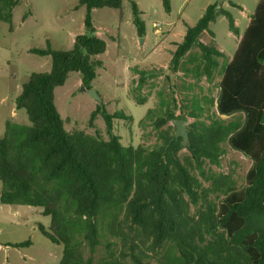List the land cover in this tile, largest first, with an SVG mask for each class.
I'll use <instances>...</instances> for the list:
<instances>
[{
  "label": "trees",
  "instance_id": "trees-1",
  "mask_svg": "<svg viewBox=\"0 0 264 264\" xmlns=\"http://www.w3.org/2000/svg\"><path fill=\"white\" fill-rule=\"evenodd\" d=\"M77 1L86 8L85 33L75 37L73 47L55 50L48 44L30 51L50 56L52 68L32 73L15 100L29 124L5 123L0 202L40 207L50 217L49 227L40 225L39 230L63 247L59 264H264V0L225 67L220 61L224 52L215 41L204 43L202 36H214L210 26L219 16L239 35L233 16L216 2L187 27L169 71L182 72L194 83L174 85L169 79L158 91L159 105L139 122L157 131L158 143L152 147L124 146L113 122L127 117L100 105L90 124L100 114L108 140L66 131L56 89L75 72L90 90L97 69L104 66L100 56L107 43L97 35L93 11L116 9L123 20V0ZM127 1L143 38V12L134 0ZM18 4L0 0V22L8 23L10 31ZM163 6L170 13V0H163ZM135 71L141 91L151 73ZM218 72L215 97L194 94L203 78L214 84ZM207 113L209 123L202 120ZM188 117L195 121L187 127L189 145L183 147L182 139H175V122ZM170 121L173 126L163 129ZM225 144L251 161L245 185L237 188L232 176L222 175L210 178L212 186L207 188L198 175H203L206 162L221 165ZM183 151L187 155L182 156ZM31 245L28 240L12 247ZM98 248L103 252L97 258Z\"/></svg>",
  "mask_w": 264,
  "mask_h": 264
},
{
  "label": "rangeland",
  "instance_id": "rangeland-1",
  "mask_svg": "<svg viewBox=\"0 0 264 264\" xmlns=\"http://www.w3.org/2000/svg\"><path fill=\"white\" fill-rule=\"evenodd\" d=\"M134 1L143 12L146 28L143 38L138 35L127 0H123L122 4L123 20H120V11L116 9L93 11L97 35L107 43V51L100 56L104 66L97 69L98 77L92 83V89L98 93L102 104L97 103L87 89L83 91L80 75L75 72L70 73L64 86L56 89L55 101L68 132L79 130L108 140L106 125L100 114L90 124L92 113L100 105L109 113L122 112L127 117L113 122V132L124 146L152 147L158 143L157 131L152 126L142 128L139 122L149 109L159 105L158 91L170 83L169 79L174 85H180L183 80L194 83L191 77L185 80L182 72L172 74L169 66L187 27L194 26L206 8L218 0H170V13L165 11L163 0ZM259 1L230 0L221 6L233 16L239 35L230 31L225 16H219L211 24L214 36L203 34L204 43L215 41L217 49L224 52L225 56L220 60L222 67L233 57L239 36L248 26L245 16L254 13ZM85 14L86 8L79 7L77 0H19L13 12V30L10 31L8 23L0 22V137L4 135L7 121L29 124L26 112L16 108L15 100L32 73L51 71V57L32 54L31 49H46L49 44L55 50H70L75 37L85 33ZM153 23L158 24L160 33L155 32ZM136 69L151 73L141 91L137 90L139 75ZM215 79L214 84H208L203 78L194 94L215 97L219 72ZM140 101L145 102L144 105H139ZM202 120L209 123L208 113ZM194 121V118L188 117L187 127ZM170 126H173L171 121L163 129ZM224 147L226 154L221 158V165L218 167L206 162L199 179L210 188V178L229 175L236 181L237 188H242L251 161L228 144ZM181 155L185 156L187 152L183 151ZM1 190L0 182V194ZM50 221L40 207L0 202V264H59L63 247L51 243L39 230L40 225L48 228ZM28 240L31 246L12 247ZM98 250L97 258L103 252L102 248Z\"/></svg>",
  "mask_w": 264,
  "mask_h": 264
},
{
  "label": "water",
  "instance_id": "water-1",
  "mask_svg": "<svg viewBox=\"0 0 264 264\" xmlns=\"http://www.w3.org/2000/svg\"><path fill=\"white\" fill-rule=\"evenodd\" d=\"M227 0H218L217 6L220 8L224 2ZM86 90V88L83 87V91ZM87 93L95 100L97 103L102 104V100L99 97L98 93L94 89L87 90ZM223 118H227L226 115H223ZM176 126V133H175V139L181 138L182 143L181 145L183 147L189 145V133L187 130V121L184 119H179L175 122Z\"/></svg>",
  "mask_w": 264,
  "mask_h": 264
},
{
  "label": "built area",
  "instance_id": "built-area-1",
  "mask_svg": "<svg viewBox=\"0 0 264 264\" xmlns=\"http://www.w3.org/2000/svg\"><path fill=\"white\" fill-rule=\"evenodd\" d=\"M154 28H156V30H155V32L156 33H160V30H159V28H157V26H158V24H156V23H153V25H152Z\"/></svg>",
  "mask_w": 264,
  "mask_h": 264
},
{
  "label": "crops",
  "instance_id": "crops-1",
  "mask_svg": "<svg viewBox=\"0 0 264 264\" xmlns=\"http://www.w3.org/2000/svg\"><path fill=\"white\" fill-rule=\"evenodd\" d=\"M250 17L251 16H245V18H247V21H248V24H249V21H250ZM153 25V24H152ZM185 35V34H184ZM239 38H241L240 36H239ZM239 42V41H238Z\"/></svg>",
  "mask_w": 264,
  "mask_h": 264
}]
</instances>
